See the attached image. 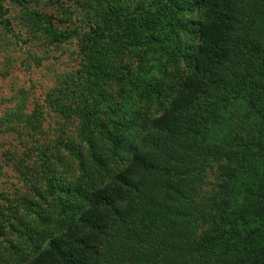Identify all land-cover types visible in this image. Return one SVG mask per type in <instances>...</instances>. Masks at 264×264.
<instances>
[{
	"label": "trees",
	"instance_id": "obj_1",
	"mask_svg": "<svg viewBox=\"0 0 264 264\" xmlns=\"http://www.w3.org/2000/svg\"><path fill=\"white\" fill-rule=\"evenodd\" d=\"M3 1L1 14L6 11ZM12 1L27 5L37 0ZM196 9L201 12L198 28L193 20L187 23L189 33L199 38L190 47L193 51L178 55L176 47L163 45L174 60L186 58L192 72L175 91L164 79L146 86L140 81L157 98L175 95L160 116L146 120L137 112L123 124L122 133H107L110 155L125 151V164L110 166L112 156L101 155L90 129L97 119L90 111L84 114L89 147L81 154V175L64 188L69 201L60 227L43 231L38 241L46 246L38 242L34 255L18 264H216L206 254L228 233L223 225L240 220L235 228L243 225L237 230L247 236L249 229H264L251 228L249 217L231 206L232 182L243 169V154L258 150L264 166V137L243 134L221 115L233 100L245 99L249 88L256 89L255 80L264 82V0H169L124 18V31L110 21L87 33L89 71L95 80L124 84L125 68L116 65L109 49L114 37L143 43L151 51L156 41L151 31L163 23L176 27L174 15ZM35 15L55 38L70 35L53 28L47 15ZM211 120L226 128L229 145L209 142ZM211 169H216L217 189L206 191ZM261 184L258 198L264 201V172ZM251 264H264V259Z\"/></svg>",
	"mask_w": 264,
	"mask_h": 264
},
{
	"label": "rangeland",
	"instance_id": "obj_2",
	"mask_svg": "<svg viewBox=\"0 0 264 264\" xmlns=\"http://www.w3.org/2000/svg\"><path fill=\"white\" fill-rule=\"evenodd\" d=\"M166 1L169 0H37L27 5L3 1L6 11L0 13V264H18L34 255L39 235L60 227L63 206L69 201L64 188L81 175V154L89 147L83 136L84 114L90 111L97 119L90 129L101 155L107 158L112 156L107 133H122L123 124L137 112L146 120L160 116L180 82L192 72V64L186 58L179 56L174 60L163 45L176 47L178 55L186 49L193 51L199 38L196 33H189L187 23L193 20V28H198L199 9L174 15L176 27L163 23L151 31L150 36L156 41L148 52L143 43L128 44L126 38L116 35L118 38L114 37L109 49L116 57V65L125 68L124 84L111 79L95 80L90 74L87 33L105 28L110 21H115L117 31H122L128 21L124 18L164 6ZM35 13L47 15L53 28L70 35L55 38L48 24L38 20ZM159 79L172 85L174 91L157 98L144 88ZM255 83L256 89L249 88L245 99L233 100L221 115L243 134L259 139L264 137V82ZM81 108L84 110L79 112ZM213 120L208 130L209 142L229 145L226 128L216 121L212 124ZM260 155L256 149L245 152L243 169L232 182L231 206L249 217L251 228L264 226V201L258 198L264 172ZM128 157L122 151L111 157L110 166L125 164ZM205 180L206 191L217 189L216 169L208 170ZM240 222L234 218L223 225L228 233L214 243L206 258L216 264H251L253 259H264V229L250 233L247 228V236L237 230L244 229L243 225L235 228ZM39 245L45 247L46 243Z\"/></svg>",
	"mask_w": 264,
	"mask_h": 264
}]
</instances>
